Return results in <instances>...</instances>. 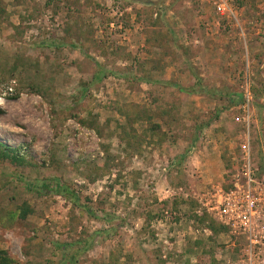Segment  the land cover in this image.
I'll list each match as a JSON object with an SVG mask.
<instances>
[{"label": "rangeland", "instance_id": "obj_1", "mask_svg": "<svg viewBox=\"0 0 264 264\" xmlns=\"http://www.w3.org/2000/svg\"><path fill=\"white\" fill-rule=\"evenodd\" d=\"M233 5L235 20L208 0H0L10 264H264V238L217 208L248 162L264 179V0ZM196 77L212 94L172 85ZM52 179L98 218L36 189Z\"/></svg>", "mask_w": 264, "mask_h": 264}, {"label": "built area", "instance_id": "obj_2", "mask_svg": "<svg viewBox=\"0 0 264 264\" xmlns=\"http://www.w3.org/2000/svg\"><path fill=\"white\" fill-rule=\"evenodd\" d=\"M216 13L227 20L237 19L233 0H208ZM17 80L12 79L0 86V104L17 91ZM247 180L244 185L236 184V189L224 193L220 191L218 210L225 216V223L235 232L242 233L256 246L264 238V179L254 178L250 162L246 165Z\"/></svg>", "mask_w": 264, "mask_h": 264}, {"label": "trees", "instance_id": "obj_3", "mask_svg": "<svg viewBox=\"0 0 264 264\" xmlns=\"http://www.w3.org/2000/svg\"><path fill=\"white\" fill-rule=\"evenodd\" d=\"M101 79H102L101 76H99L96 78V81H100ZM142 80H144L147 83H154V81H152L149 77L142 78ZM7 82H4V83H7ZM168 84H172V83H168ZM172 85L174 87H178L180 89V91L186 92L188 94H202L203 95L204 93L212 94V92H213L212 90L200 91V90L196 89L197 87H202V79L199 77H196L195 84L189 88H182V87H179L177 84H172ZM16 93H17V91H16ZM13 97L18 98L17 94L13 95ZM229 97H230V102L233 105H238V104L243 103L245 101V97L242 93H238L235 96H229ZM0 154H1V156H4L5 158H11L13 160L18 159L15 155L16 154L15 151L13 149H11L10 147H8L7 145L1 143V142H0ZM255 175L256 174L254 172V178H255ZM35 187L40 192H44L46 190V191L52 192L53 194H55L57 196L63 197L65 199L69 200L73 205H75L76 207H78L82 211L90 214L92 217L98 218V215L95 214L94 211L90 207H88L87 205H83L81 203V197H80L79 193L76 190H74L70 185L64 183L63 181H61L59 179H52L50 182L43 181L40 184H36ZM97 234L98 233H95V235H97ZM72 259H73V261H75L76 255H73ZM73 261H68L65 264H73ZM0 264H10V260L7 258L6 253L3 251H0Z\"/></svg>", "mask_w": 264, "mask_h": 264}]
</instances>
